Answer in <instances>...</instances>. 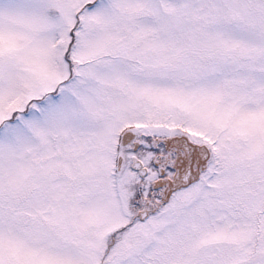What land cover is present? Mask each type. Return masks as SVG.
Instances as JSON below:
<instances>
[{
	"label": "snow or ice",
	"instance_id": "1",
	"mask_svg": "<svg viewBox=\"0 0 264 264\" xmlns=\"http://www.w3.org/2000/svg\"><path fill=\"white\" fill-rule=\"evenodd\" d=\"M0 264H264V0H0Z\"/></svg>",
	"mask_w": 264,
	"mask_h": 264
}]
</instances>
